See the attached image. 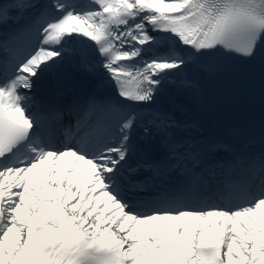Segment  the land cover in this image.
Returning a JSON list of instances; mask_svg holds the SVG:
<instances>
[{"label":"snow or ice","instance_id":"snow-or-ice-1","mask_svg":"<svg viewBox=\"0 0 264 264\" xmlns=\"http://www.w3.org/2000/svg\"><path fill=\"white\" fill-rule=\"evenodd\" d=\"M0 264H264V0H0Z\"/></svg>","mask_w":264,"mask_h":264}]
</instances>
